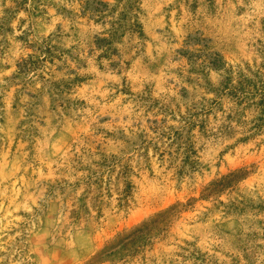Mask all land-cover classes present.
<instances>
[{
	"label": "rangeland",
	"instance_id": "obj_1",
	"mask_svg": "<svg viewBox=\"0 0 264 264\" xmlns=\"http://www.w3.org/2000/svg\"><path fill=\"white\" fill-rule=\"evenodd\" d=\"M0 264H264V0H0Z\"/></svg>",
	"mask_w": 264,
	"mask_h": 264
},
{
	"label": "trees",
	"instance_id": "obj_2",
	"mask_svg": "<svg viewBox=\"0 0 264 264\" xmlns=\"http://www.w3.org/2000/svg\"><path fill=\"white\" fill-rule=\"evenodd\" d=\"M241 172H237V173H233L230 175V179L234 178L235 176H237L238 174L240 175ZM242 174V173H241Z\"/></svg>",
	"mask_w": 264,
	"mask_h": 264
}]
</instances>
